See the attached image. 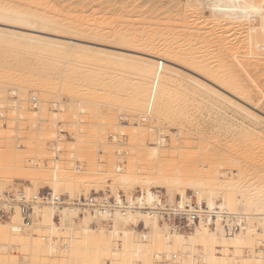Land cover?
<instances>
[{
    "label": "bare ground",
    "instance_id": "6f19581e",
    "mask_svg": "<svg viewBox=\"0 0 264 264\" xmlns=\"http://www.w3.org/2000/svg\"><path fill=\"white\" fill-rule=\"evenodd\" d=\"M4 1L0 2V120L4 121L6 117L9 119L13 116L17 118L22 115V117L18 120L13 118L16 121L15 126L9 125L13 123L7 124L6 119L7 123L3 126V130L5 133L7 131V136L1 133L0 148L11 143L14 145L13 148L20 146V140H24L25 145L36 144L35 147L38 144H42L43 147L52 144L51 146L54 145L56 150L74 144L72 147L77 150L74 149V153L82 150L84 148L82 145L86 144L85 152L91 153L90 149L97 143L104 146L107 142L104 147L108 150V145L110 146L108 143L112 142V147H116L113 144L118 142L117 149H120L121 145H125L123 143L132 140L139 142L141 148L137 144L135 147L140 149L139 152L132 148L135 152L132 150L133 153L131 151L132 154L125 158L129 164L124 168L120 169L117 165L110 164L111 169H107L103 165L104 168H96L91 172L80 171L77 175L74 174L78 171L74 161L79 162L78 153L76 155L70 153L67 156L69 167L64 170L59 163L60 156L57 153L51 156L53 159H48L52 161V166L49 165L48 168L36 160L31 161L30 165L27 162L26 165V161L22 158L19 163H17L19 160L15 163L13 161L15 159L11 158L12 165L3 166L0 163V170L3 169L5 172H0V175L3 174L1 177L8 176L6 173L12 175V171L18 170L19 174L25 175L36 191V194L34 193L30 198L20 193L21 195L9 200L10 197L6 198L2 195L3 182L0 179L1 208H5L6 211L8 207L12 210L17 208L15 212L10 213L7 222H0V264H264V180L262 179L264 147H261L264 143L260 144L262 140L261 142L255 140L254 143L258 145L253 143L260 152L253 150L252 143L253 147L246 144L248 138L253 140V136L256 137L255 132H258L260 137V133H264V113L257 110V107L264 106L263 100L256 99L258 94L255 95L257 92L255 76L248 72L250 69L254 73L259 72V63L264 60V32H261V26L264 24V0H195L201 11L207 8L209 17L224 19L226 22L219 23L225 22L223 24L226 25L228 22L229 26L232 25L231 34L227 33L225 38L234 37L233 39H236L234 42L237 41L238 44H233H240V48L237 45L236 48L233 45L231 47V43L226 45L221 44V41L218 42L221 47V51L218 48L220 56L229 59L221 63L223 66H212L203 58L202 52L195 54L196 51L190 49L192 46L186 47L187 44L185 47L182 44L180 47H174L161 43V37L156 32V35L148 36L141 31L134 34L129 29L126 32L122 29L124 32L119 31L116 32L117 34L113 33L114 36H107L103 33L105 30L102 22L95 21L89 26L82 20H71V24H68L65 18L59 19L57 16L58 19L55 20L42 10L30 11L23 8L22 4L21 7H15ZM22 3L24 4V0ZM244 17L248 20L242 25L240 22ZM186 25L179 27H189ZM254 30L255 33L251 34ZM39 34L53 35L66 40L61 41ZM69 40H78L85 44L102 41L104 46L108 45L122 51L89 48L85 44L80 45ZM244 46L246 53L241 55L239 49ZM252 48L258 50L254 52ZM135 50L142 56L126 53ZM16 54L17 57L21 55L26 60H36L35 64L43 63L40 64V69L44 68H41L42 65L49 68L45 67L47 70L44 68L41 71L38 69V75L35 73L32 75V72L30 75L29 72L30 77L26 73L27 69L22 70L24 63L14 57ZM143 55L179 66L198 75L200 79L183 75L178 69L145 56L144 58ZM10 58L13 60L10 61ZM228 61L234 62L236 73L231 74L226 68ZM263 76L264 74H260L262 81H264ZM32 77L36 78L35 81ZM258 78L256 77L257 81ZM65 83H68V86L65 85L67 88L64 90ZM57 88L63 90L61 95L53 94ZM63 98L71 102L68 105L71 109L69 115H65L64 110L67 106L62 104ZM261 98L263 99L262 96ZM49 99L54 100L51 102ZM196 99L200 101H198L200 106L216 109L215 103L221 102L233 109V113L223 114L224 123L218 125L215 132L224 133L223 139L225 140L226 137L227 141L228 137H230L229 141L232 137L233 142L235 140L233 138L239 139L238 146L237 142L236 146L230 147L231 150L234 148L235 155L240 156L245 153L244 155L250 157L252 153L255 154L250 158L251 160L241 155L240 162L245 166L247 161H254L251 171L252 169L260 171L262 173L260 178L263 181L254 177L253 179L244 173L232 177L228 168L221 166L225 170V173H222L218 165L210 172L208 168L207 172L199 170L198 168H205L200 159L205 157L204 153L210 148H207L208 150L204 148L206 151H202L204 150L202 148L196 149L202 152H198L199 155H203L201 158L197 155L199 160L193 161L197 164L196 169L192 168L194 169L191 170L192 173L186 175H183L185 171L182 174L178 168L173 169L172 165L175 164L170 159L176 154L171 153L172 156L166 161L163 158L167 153L159 154L158 156H164L163 158L160 156L162 159L159 157L161 159L159 160L148 152L155 147L159 153L166 152V149L170 152L174 148L176 150L173 151H177L174 152L177 153L176 157L181 154L179 156L181 158L185 153L181 150L185 151V146L183 148L184 141H180L182 138H178L177 133H182L186 127H193H190L189 119L192 116V114L190 116L191 111L196 110L193 104ZM30 100L33 101L34 107L31 104L25 105L26 102L30 103ZM236 100L257 112L250 114L247 108ZM255 101H257L256 107L252 106ZM79 104L84 106L76 109ZM97 108L104 109L106 112L104 117L101 115L97 117L99 111L96 110ZM30 112L32 118L30 116L28 118L27 114L26 117L23 116V113ZM47 114L49 119L45 118ZM117 115L121 119L133 120L132 126L126 128L119 126ZM2 121H0L1 131H3ZM26 125L35 128L37 137L35 133L32 135V132L28 135V132L21 138L20 134L24 132L23 128ZM168 128H173L175 132H168ZM62 129L68 130L71 136L63 137L59 141L57 135ZM106 130L109 131L108 139ZM11 132L12 135L18 136L14 139L10 138ZM47 132L50 135L44 136L45 138L38 135L40 133L46 135ZM92 132L95 134H91ZM11 139L13 141L10 142ZM172 141L176 142L171 144ZM180 143L183 145L181 146ZM217 143L214 142L215 145ZM101 145L97 147L102 149ZM172 145H178L177 148L183 149L177 150ZM72 147L71 152H73ZM169 147L173 148L170 150ZM251 150L252 155L249 154ZM152 151L155 153V150ZM214 151L209 153L213 155ZM85 152L79 154L84 155ZM105 152H103L105 156L102 154V160L107 158ZM226 152L230 155L232 151ZM86 154L84 156L90 155ZM116 154H123V150L117 151ZM176 157L174 156L175 159ZM87 158L85 159L88 160ZM168 159L172 165L168 163L170 162ZM97 160L95 159V162L98 163ZM4 161L6 164L5 158L2 162ZM105 161L107 163L108 158ZM141 161L149 162L151 166L154 163L153 175L143 173L135 167L137 164L134 165V162ZM101 164L102 162L98 163ZM247 166L242 168L243 172ZM153 168L151 167V170ZM219 168L221 171L218 170ZM8 181L10 182L9 178ZM41 184L49 187L51 197L37 195ZM134 189L140 190L139 196L133 197ZM161 191H164V195ZM189 191L191 196L187 194ZM92 192L95 196H92ZM99 192H109L102 205L96 196ZM120 195L124 198L122 199ZM162 195L164 202L161 199ZM111 198L112 203L109 202ZM19 199H25L31 212L30 215L28 214V218L31 219L28 224L23 222L20 206L14 203ZM174 201L178 202L179 206L174 207ZM203 206L207 210H204ZM55 213L57 222L51 219L52 214ZM172 213L186 216L188 226L191 228L190 232L181 233L173 228L169 223ZM194 214L198 215L197 222L193 221ZM163 215L168 216L167 220H164ZM212 215L214 220L211 221ZM0 221L3 219L0 218ZM76 221L80 223L77 224ZM103 222L108 223V229L100 226ZM160 222H162L161 226H159ZM93 225L98 228V232L97 229H93ZM139 225H142V232L137 231Z\"/></svg>",
    "mask_w": 264,
    "mask_h": 264
},
{
    "label": "rangeland",
    "instance_id": "374dc122",
    "mask_svg": "<svg viewBox=\"0 0 264 264\" xmlns=\"http://www.w3.org/2000/svg\"><path fill=\"white\" fill-rule=\"evenodd\" d=\"M0 2H2V0H0ZM4 2L5 3L7 2L8 4L13 5L15 7H19L22 4V7L23 8H26V9H28L30 11H34V10L36 11L37 9L42 10V11H44V13L46 15L50 16L53 19L55 18V20H57L58 18L59 19H61V18L67 19V20H65V19L64 20L68 24H71L70 23L71 20H80V21L82 20V22H84L85 25L91 26L95 21H97V22L99 21V22H102L103 23L102 26H103V29L105 30L103 33L107 34V36L108 35L114 36L115 34L113 35V33H116V32L119 33V31L121 32L122 29L125 32L129 29L130 32H133L134 34H136V32H139L140 33V31H141V33L147 34L148 36H152V35L154 36L157 33V35H160V37H161V39H160V37H158L160 39L161 43L164 42L165 44H169V46H174V47L175 46L176 47H178V46L180 47L181 44L185 47L186 44H187L188 46H186V47H189V46L191 47L192 46L190 49H192V50L194 49V51H196L195 54H199L200 52H202L201 54L204 55L203 58L204 59H207L208 62L212 66H220V65L223 66V64H221V63H224L226 60H229L227 57L220 56L219 50H218V48L219 49L221 48L218 45V42L219 41H221V44H226V45L227 44L229 45L231 43V47L233 45V46H235L234 48H236V45L238 44L237 41L234 42V40H236V39H233L234 37L233 38L232 37L230 38V36H229V38H230L229 39L228 36H227L225 38V35L227 33L228 34H231L230 29H231L232 25L229 23L231 25V26H229L228 25V22L226 24L227 26L224 25L223 23L226 22V20H224V19H216V18L209 17V13L206 10L207 8H205L204 11H201V9H199V6H197L195 4V0H24V4L22 3L23 0H8V1L5 0ZM51 9H53V11H51ZM53 12H54V14H53ZM57 16H58V18H57ZM183 20H184V23H183ZM216 20H218V21H216ZM247 20H248V18L247 17H244L241 20L240 24L244 25V23ZM220 21H225V22L219 23ZM177 24H179V25H177ZM185 24H187L186 26H189V27H182L183 29L180 28L181 25L182 26H185ZM85 27H87V26H85ZM177 27H179V28H177ZM262 28H263V30H262ZM124 31H122V32H124ZM261 32L262 33L264 32V24H262V26H261ZM254 33H255V30L252 31L251 34H254ZM167 34H169V35H167ZM39 35L47 36V37L54 38V39H58V40H61V41H65L66 40L65 38H60V37L53 36V35H46V34H39ZM171 38H172V40H171ZM164 40H166V41H164ZM69 41L74 42V43H78L80 45L85 44V43H83L81 41H78V40H69ZM233 43H237V44H233ZM85 45L88 46L89 48H94V49H101V50L102 49H104V50L107 49L108 51H110V50L122 51V50H117V49H115V48H113L111 46H108V45L106 47V45L104 46V43L102 41L92 42L90 44H85ZM239 46H240V44L237 45V47H239ZM245 47L246 46L241 47L242 51H241V49H239L240 50L239 52H241V55L243 53L244 54L246 53ZM252 50H254V49L252 48ZM256 50H258V49H256ZM256 50H254V52ZM220 51H221V49H220ZM126 53H128L130 55H138V56L140 55V56H142V54L141 53L138 54L136 50L135 51H132V52H126ZM19 56L17 57V54L14 55L15 58H18V60L20 62L24 63V66L22 67V70L27 69L26 70V73L28 74V76L31 75V72H32V75H33V73L37 74V73H39V70L41 71L45 67L46 68L48 67V66H43L42 65L41 68L42 67H44V68L40 69L39 68L40 67V64H43V63L35 64L36 63L35 62L36 60H33V61L31 60L30 61L29 59L26 60V59L22 58L21 55H19ZM144 56L146 58L152 59L149 56L143 55V57ZM243 59H245V56L243 57ZM12 60L13 59L10 58V61H12ZM152 60L158 61L159 63H162V64L164 63L166 65L172 66L173 68L178 69V71H180V73L183 74V75L193 76L194 78L200 79V77L198 75H195L194 73L189 72L188 70L182 69L179 66H175V65H173L171 63H167L166 61H163V60L158 59V58H156V59L153 58ZM45 65H46V63H45ZM225 66H226V68H228V70L231 72V74L236 73V66H234V62L228 61L227 62V65H225ZM46 68L44 70H47L49 67L47 69ZM259 68H260V71L257 72V73L252 72L251 69L248 70V72L252 76H255V86L257 84V86H256V88H257L256 91L257 92H256L255 95L258 94V96H256L258 98H256V99H260L261 101L263 100L262 103L264 104V93H263V91H264V81H262L263 79L260 78V74H264V60H262V62L259 63ZM28 70H31V71H28ZM35 70H36V72H35ZM37 70H38V72H37ZM191 70H192V68H191ZM29 72H30V75H29ZM195 72L198 73V74H201V72H199V71H195ZM260 72H262V73H260ZM35 74H34L33 77L36 76ZM33 77H32V79L35 81L36 78L34 79ZM256 77L257 78L259 77L258 78V81H257ZM259 79H260V81H259ZM67 84L68 83H65L64 84V90L67 88V87L65 88V85L68 86ZM210 85L213 86L215 89H217V87H215L213 84H210ZM258 86H259V88H258ZM218 90L220 92H222L223 94L227 95V93L221 91L219 88H218ZM259 90H261V91H259ZM46 91L52 92L53 90L52 91L51 90H46ZM59 91H61V90H58V88H57V90L53 94L54 95L55 94H60L61 95L63 93V90L61 92H59ZM57 92H59V93H57ZM261 96L263 97V99L261 98ZM39 97L37 98L38 101L40 100ZM53 100L54 99H49V101H51V102H53ZM198 101H199L198 99H196V100L193 101V104H194V107H196V110L195 111L194 110L191 111V113H190V116L192 114L191 118L189 116V118H190L189 120H191V124H194V125H191L190 124V127H192V126L193 127L192 128H187L186 127V129L185 128L183 129V132L182 133L181 132L177 133V137L178 138L179 137L182 138L180 141H182V142L184 141L185 142V143L183 142L184 145L180 143L181 146L183 145V148L185 146V148H184L185 151L184 150H181V149H183L182 147L177 148L178 145L177 146L172 145L175 148H177V150H181L182 152H185V153L182 154V156L183 155L184 156L183 157L181 156L182 159L179 157L181 154L176 157L177 153H174V152H177V151H173V150H176L173 147H169L170 150L173 148V150H171L173 152H171V151L169 152L166 149V152H160L159 153V151L156 149L157 147H155L154 149H152V150H155V153L156 154L153 153L154 151H152V150L151 151H148V152H151V155L154 156V158L157 157L155 159H159V160H161L164 157V156H161L160 155L162 157L161 158L160 156H158L159 154L162 153V155H164L163 153H165V154L167 153V155H165V157L163 158L166 161H167V158L170 159V157L172 156V154H176V155H174L176 157V159L174 158V156L171 157L172 159H170V160H173L172 163H174L175 165H172V163H171V161L169 159L168 160L170 162H168V163H170L174 167L173 169H175V167H176L179 170H181L182 174L185 171L183 175H186L188 173L189 174L192 173L191 170H194L197 167V164L194 163L193 161L196 160V159L199 160L197 155H199L198 152H201V151H197L196 149L197 148L198 149H200V148H202V149L206 148V150H208L210 148L212 150V148H213L212 151H210V149L208 151H206L205 149L202 150V151H206L204 154H205V157L207 156V158L203 157L202 159H200V162H202V166L205 167L204 169H206V171L204 169L198 168L199 170L204 171V172H207V168H208L209 169L208 172H210L211 170L213 171L214 168L216 169V165H218V166H220V168H221V166H223L224 168H228L229 171H230V175L232 177L240 176L241 174L244 173V174H246L247 176H249L251 178L254 177L256 180L257 179H259V180H262L263 179L264 180V176L261 175L262 173L260 171L257 172L258 171L257 169H252L253 171H251V168H253L252 166H253L254 161H252L253 163L247 161L245 163L246 164L245 166H247L248 164H250V165H248L247 168L245 169V172L246 171L247 172L246 173L243 172L244 171L243 169L245 168V166H244V163L242 164L240 162L241 161V158L240 157H241V155H244L245 153L244 154H241L240 156H238V155H235V153L233 151L234 148L232 150L230 149L231 145H235L236 146V143L237 142H238L237 143V146L239 145L240 142H239V139L238 138H233V140L234 139L236 140V141L234 140V142H233L232 141V137H231V141H229L230 140V137L227 136L229 138L228 141H227L226 140V137H224L225 140L223 139V136L222 135L224 133H220V132L217 133V132H215V130H216L215 128L218 125L224 123V121H222L223 114L224 113H227V112L233 113L234 112L233 109L227 107L224 103H221V102L220 103H215L216 109L214 107L211 108L210 106H204V105L200 106L199 105V102L200 101L199 102ZM236 101L238 103H240L241 105L243 104L241 101L239 102V100H236ZM32 102L33 101L30 100V103L26 102L27 104L25 103V105L26 106H28L30 104L32 105ZM62 102H63L62 104H64L65 107L67 106V108H65V110H64L65 115H69L70 114V111H71V109L68 107V105L71 104L70 100H67V99L63 98L62 99ZM256 103H257V101H255V103H253L252 106L256 107ZM79 106L80 107H83L84 105L79 104L78 107H76V109L79 108ZM243 106L247 108V110L250 112V114H254L255 112H257L255 109H253V108H251L249 106H246L245 104H243ZM261 108H263V109H261ZM33 109H35V108H33ZM96 110H99L100 111V112L97 111L98 112L97 117H99L100 115L102 117H104V114L106 112L104 111L103 108H101V109L100 108H97ZM257 110H259V111H261V112L264 113V106L257 107ZM24 115H25V117L27 116L28 118H29V116L30 117L31 116L33 117V115L31 114V112L30 113H23V116ZM21 117H22V115H21ZM21 117H17L16 118V117L13 116V117H10L9 119L6 117L8 123H7L6 119H4V121L0 120V121H2V123H1L2 124L1 125L2 126L1 129L3 130V126L6 123L7 124L13 123V124H9V125H11V126L14 125L15 126L16 125V124H14V122L16 123L15 120H18V118L21 119ZM25 117H24V119H25ZM69 117H71V116H69ZM34 118H35V116H34ZM45 118L46 119H49L48 114L45 116ZM117 119H118L119 126H121L123 128L130 127L133 124V120H129L128 121L126 119H121V118H119L118 115H117ZM72 120H73V118H72ZM23 129L22 130L24 132L22 134H20L21 135V138L23 136L25 137L26 136V133H28V132H29L28 135H30V132H32V135H34V133H35V128L34 127L31 128V126L29 127V126L26 125ZM63 129L60 130V132L57 135L58 136L57 138H58L59 141L63 137H70L71 136L70 135V132L68 130H63ZM167 131L168 132H175V130L173 128H168ZM36 132H38V131H36ZM98 132H100V131H98ZM185 132H187V133H185ZM1 133L3 135L5 133L4 130L3 131L0 130V136H1ZM6 133H7V131H6ZM6 133H5V135L7 136ZM105 133H106V137L108 139L109 137L107 135H108L109 131L106 130ZM12 134H13L12 132L9 133V137L14 139V137L16 135L15 134L12 135ZM40 134H42V135H40ZM40 134H38V135L41 136V137L43 136V138H45L44 136H49L50 135L49 132H47V134L45 133L46 135H44V133H40ZM91 134H95V133L92 132ZM185 134H187V135H185ZM260 134H261V137H260V135H259L258 132H255L256 137L253 136L254 137V139H253V137L250 136V137H252L253 140H251V138H248L249 141L246 144L248 146H250V147H253L254 145H258V144H255L254 143L255 140H256V142H261V140H262V142L260 144H263L264 143V133H260ZM257 135H259V137H257ZM35 136L37 137L36 133H35ZM191 136H192V138H191ZM240 137L242 138V136H240ZM13 139H11L10 142L13 141ZM39 139H42V138H39ZM187 140H189V141H187ZM59 141H58V144H59ZM23 142H24V140H20L19 141L20 146L17 145V147H14V148L12 147V146H14L13 143H11V145L10 144L8 146L5 145V146H3V147L0 148V163H2L3 166L4 165L5 166L6 165H12L13 164V161L15 162L16 160H19L17 162V163H19L20 161H22L20 158H22L23 161H26V163H25L26 165H28V163L30 165L32 163L31 161L36 160L38 163L41 162L43 164V166H45L46 168H48L49 165L52 166V161H50L48 159H51L53 157V155H56L54 153H57V155L60 156L59 163H61V165H62L61 167L64 170V169H67L69 167V165L67 164V162L69 161V160L67 161V159H68L67 156L70 153H73V155H76L78 153L77 155H79L80 158L79 159L77 158V159H78L79 162H77V160L74 161V163H76L74 165H75V168L78 167V171L79 172L76 171V173H74L75 175L80 174V171L87 170V171L91 172L92 170H95L96 168L98 169V168H104L105 167L107 169H111V168H109L110 167V164L111 165L114 164L115 166L117 165V167L120 168V169L121 168H124V167H126L129 164L128 160L125 159V158H128V156L133 153L132 150L136 149L135 146H136V144L138 145V143H139V142L137 143L136 141L132 140V141H130L128 143L127 142L126 143H123L125 145H121L120 146V149H117V147H119L117 145L118 142H116L115 144H113V146H116V147H112V144H111L112 142H110V143H108V144H110V146L108 145V150L109 151L107 150L106 147H104L107 144V142L104 143V146H102L101 143H99V145H97L98 144L97 143L96 146L94 145V147H93L94 149L93 148L90 149V151H91V153H90V152H85L86 149H87V147H85V146H87V144L86 145H82L85 149L81 146L80 149H82V148L83 149L82 150H79L78 149L79 150L78 152H76L77 150L74 147H72L74 144L73 145L70 144V145H72L71 147L73 148V152H71L72 149H70L71 147L69 145H67L69 148L66 147L67 150H66L65 146H63L64 147L63 148L61 145H58V146L59 147L61 146L62 148H59L60 150H58V148H57V150H56V148L54 147V145L51 146L52 144L51 145L47 144L48 146L45 145L44 147H43L42 144H40L42 147L38 144L37 147H35L36 144H35V146L34 145H27L26 144L27 145L26 146L25 143H23ZM134 142H135V144H134ZM175 142L176 141H172L171 144H174ZM214 142H216V143L218 142V143L215 145ZM225 142H227V143L224 144ZM249 142H250V144H249ZM251 143H252V145L254 143V145L251 146ZM180 144H179V146H180ZM100 145H101V148L102 147L103 148H106L105 150L107 152H105V150L103 148L100 149V147H97V146H100ZM119 145H120V143H119ZM217 145H218V147H216ZM58 146H56V147H58ZM139 146H140V144L138 145V147ZM52 147H54V148H52ZM214 147H216V148H214ZM261 147L263 148L264 146H261ZM132 148H134V149H132ZM139 148H141V146ZM48 149H50V150H48ZM74 149L76 150L75 153H74ZM138 149H136V150H138ZM194 149L197 151L196 156H195V150ZM44 150H45V152H44ZM100 150H101V153H100ZM122 150H123V154H121V155H117L116 154L117 151H122ZM139 150L137 152H139ZM193 150H194V152H192ZM216 150H218V151H216ZM229 150H230V152L232 151L230 153V155L227 154V152H226V151H229ZM253 150H255V152H258L259 151L258 148L257 149L255 148V146H254V149ZM82 151L85 152L84 155L86 153H89L90 155L88 154L89 156H84L83 154H79ZM87 151H89V149ZM131 151H132V153H131ZM156 151L158 152V154H157ZM213 151L215 152L214 153L215 155L214 154L213 155L210 154ZM103 152L106 153V156L108 158V162L107 163H109V165H107V163L105 161V159L107 160V158L103 159L104 161L101 159L103 157L102 154L104 155ZM134 152H135V150H134ZM251 152H252V150L249 152V154H251ZM261 152H262V149H261ZM168 153H170V154L172 153V154L170 155ZM207 153H209L210 155L207 154ZM231 154H232V156H231ZM252 154H251L252 156L255 155L254 153H252ZM61 155H62V158H61ZM123 155L125 157H121ZM201 155H203V154H200L199 155L200 158H201ZM233 155H235V156H233ZM29 156H31V158ZM186 156H187V158H186ZM245 156H247L246 158L249 157V155H247V154L244 155L243 157H245ZM252 156H250L248 159H250ZM233 157H235V158H233ZM4 158H5L6 161L9 159L8 160L9 161V164H8V161L6 162V164H5V161L2 162L4 160ZM11 158H13L15 160L11 161L12 160ZM85 158H87L88 160H86ZM253 158H256V157H253ZM84 159H85L86 163H85ZM90 159H92L94 162H92V160H90ZM95 159L96 160L98 159L97 160L98 163L100 164L102 162V164L101 165H98V163L95 162ZM99 159H101V160H99ZM177 159H178V161L179 160L180 161L178 162ZM89 160H90V162H89ZM181 161L184 162V163H182ZM122 162H123V164H122ZM212 162H213V164H212ZM243 162H244V160H243ZM95 163H97L98 166ZM118 163H120L122 165H120ZM181 163L183 165H181ZM209 163L213 167L211 165L209 166ZM240 163H241V165H239ZM86 164H87V167L85 168ZM92 164L93 165H96L97 167L96 166H93ZM135 164H137L135 167H138L141 170V172L146 173V174L148 173L150 175H153L154 174V168H153L154 167L153 166L154 163H152L153 164L152 166L150 165L151 163L149 164V162H146V161H141L140 163L139 162L138 163H135L134 162V165ZM184 164H185V166H184ZM103 165H105V166L103 167ZM63 166H65V167H63ZM150 166L153 168L152 170H151V167ZM172 166H171V168H172ZM249 166H251V167H249ZM80 167H81V170H79ZM92 167H94V169ZM180 167H181V169H180ZM223 167L221 168L222 171L220 170V168L218 170L221 171L222 173H225V170H223ZM89 168H90V170H89ZM189 168H191V169H189ZM192 168H194V169H192ZM186 169H188V170H186ZM1 171H2V173H5L3 171V169H1L0 172ZM151 171H152V173H151ZM7 172H9V171H7ZM10 172H11V170H10ZM18 172H19L18 170H17V172H16V170H14V172L12 171V173H11L12 175H10V173H6V174H8V176L6 175L7 177L5 175H4L5 177L4 176L1 177V175H3L2 173L0 175V177H1L0 179L3 182L2 195H3V197H6V198H9L10 197L9 200L11 198H15V197L21 195L20 193L25 194L26 196H28L30 198V197L34 196V193L36 192L33 189V187H31L30 182L25 177V175L22 174V173L19 174ZM249 173L251 175H249ZM259 174H260V176H259ZM254 175H256V176H254ZM261 176H262V179L260 178ZM2 178H4V179H2ZM8 178H9L10 182L8 181ZM16 178H18V179H16ZM11 179H13L12 180L13 182L11 181ZM44 185L43 184L39 185L37 195L38 196H40V195L41 196H47L48 195L49 197H51L52 194L49 192V187L46 186V185L44 186ZM133 192H134L133 193V197H137V196L140 195V190L139 189H134ZM161 192L164 195V191H161ZM91 194H92V196H95V194L93 192ZM107 194H109V192H105V193L99 192L96 195L99 198L100 205L104 204V199L107 196ZM187 194L189 196H191V192L190 191L187 192ZM163 195L161 196L162 197L161 199L164 202V196ZM120 196L122 197V199L124 198L123 195H120ZM112 201H113V199L111 198L109 200V202L112 203ZM215 203H216V201H215ZM192 204H193V206H195V204H194L193 201H192ZM173 206L174 207L175 206H179V203L176 202V201H174ZM8 209H9V207H8ZM195 209L198 210V208H195ZM203 209L204 210H207L205 208V206H203ZM15 210H17V208H15L14 210L11 209V212H15ZM30 214H31V212L29 213V215ZM177 215H182V214L181 213H176V214L175 213L174 214L172 213L170 215L169 223L173 226L174 229H177L181 233L190 232L191 228L188 226V222L186 220L187 219L186 216L183 215L185 217V221H186V224L187 225H185V221L183 219H175V217ZM163 217H164V220H167V218H168L167 215H163ZM8 219H9V217L8 218H3V221H0V222H2V223L7 222ZM51 219L54 220L55 222H57V215H56V213L55 214H52ZM198 220H199V218L197 217V221ZM206 220H208V219H206ZM210 220L211 221L214 220V215H212L210 217ZM197 221H195V222H197ZM30 222H31V219H30ZM76 223L79 224L80 222L76 221ZM161 224H162V222L159 223V226H161ZM100 226L103 227V228H105V229H108L109 228V225L106 222L101 223ZM93 229L94 230L97 229L96 231L98 232V228H96L95 225H93ZM137 231H140V232L143 231L142 225H139L137 227Z\"/></svg>",
    "mask_w": 264,
    "mask_h": 264
},
{
    "label": "built area",
    "instance_id": "2783aa9c",
    "mask_svg": "<svg viewBox=\"0 0 264 264\" xmlns=\"http://www.w3.org/2000/svg\"><path fill=\"white\" fill-rule=\"evenodd\" d=\"M45 197H48V196H45ZM14 203L20 206L21 214L23 215V222H25V224H28L30 222V219L28 218V214L30 211H29V208L27 207V203H25V199H19V201H16ZM186 209L189 210V208H186ZM10 213H11L10 208L8 209V211H6L2 209L0 206V218L1 219L8 218ZM197 216H198L197 214H194L192 216L193 221H197ZM175 219H183L185 221V217L183 215H177ZM185 225H187L186 221H185Z\"/></svg>",
    "mask_w": 264,
    "mask_h": 264
}]
</instances>
